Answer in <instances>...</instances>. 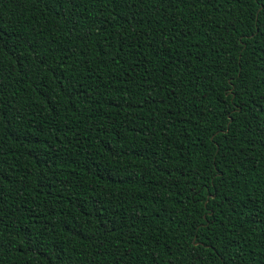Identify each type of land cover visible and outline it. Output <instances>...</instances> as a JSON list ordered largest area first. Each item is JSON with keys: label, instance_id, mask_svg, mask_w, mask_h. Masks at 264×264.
I'll return each mask as SVG.
<instances>
[{"label": "trees", "instance_id": "16d2710c", "mask_svg": "<svg viewBox=\"0 0 264 264\" xmlns=\"http://www.w3.org/2000/svg\"><path fill=\"white\" fill-rule=\"evenodd\" d=\"M259 7L0 0V264H264Z\"/></svg>", "mask_w": 264, "mask_h": 264}, {"label": "snow or ice", "instance_id": "6c2138e0", "mask_svg": "<svg viewBox=\"0 0 264 264\" xmlns=\"http://www.w3.org/2000/svg\"><path fill=\"white\" fill-rule=\"evenodd\" d=\"M241 2H243V0H241ZM260 3H261V0H257V4L259 5ZM258 10L262 14H264V7H259ZM262 24H264V22H262ZM0 87H3V85H0ZM208 190H209L210 193L214 191V189H212V188H209Z\"/></svg>", "mask_w": 264, "mask_h": 264}]
</instances>
